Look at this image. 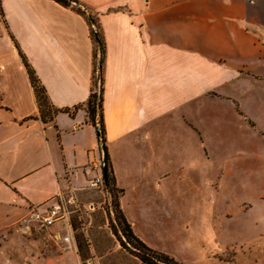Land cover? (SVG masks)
I'll use <instances>...</instances> for the list:
<instances>
[{
    "label": "crops",
    "instance_id": "1",
    "mask_svg": "<svg viewBox=\"0 0 264 264\" xmlns=\"http://www.w3.org/2000/svg\"><path fill=\"white\" fill-rule=\"evenodd\" d=\"M78 1L97 15L104 41V145L126 221L123 198L127 192L137 196L148 175L145 169L133 172L130 167L124 177L118 153L126 150L131 166L133 159L137 166L170 165L171 146L165 140L161 160L147 162L144 154H155L157 132L170 131L174 121L189 128L188 112L238 113L264 143V125L253 119L257 113L264 115V0ZM0 12L4 222L30 209H47L59 192L68 196L72 190L80 199L104 191L88 188L101 160L85 108L93 73L88 25L48 0H0ZM34 36L35 46L30 41ZM22 57L53 108L81 109L42 122ZM173 116L179 117L173 121ZM157 176L162 178L161 173ZM51 229H58L55 237L63 233L57 225ZM72 254L44 264H76Z\"/></svg>",
    "mask_w": 264,
    "mask_h": 264
},
{
    "label": "rangeland",
    "instance_id": "2",
    "mask_svg": "<svg viewBox=\"0 0 264 264\" xmlns=\"http://www.w3.org/2000/svg\"><path fill=\"white\" fill-rule=\"evenodd\" d=\"M36 39L30 38L34 46ZM253 119L264 125L263 114ZM187 120L191 125L187 129L174 121L170 131L157 132L155 154L153 150L144 154L147 162L161 160L165 140L171 146L170 165L137 166L133 159L131 166L128 152L118 153L124 177L130 167L133 172L145 169L148 175L138 197L127 192L123 198L127 222L149 248L179 264H264L260 133L248 130L233 112H188ZM202 150L210 155L202 157ZM30 210L0 222V264H44L66 252L73 253L76 264H142L113 234V197L105 192L86 194L77 198V207H70L72 250H63L55 237L58 229L42 228Z\"/></svg>",
    "mask_w": 264,
    "mask_h": 264
},
{
    "label": "trees",
    "instance_id": "3",
    "mask_svg": "<svg viewBox=\"0 0 264 264\" xmlns=\"http://www.w3.org/2000/svg\"><path fill=\"white\" fill-rule=\"evenodd\" d=\"M57 4L69 8L83 16L90 29V35L93 45V73H92V88L91 93L85 103V108L88 113L89 121L95 127L99 124L102 143L105 144L104 128L102 120V65L105 55V46L101 33V28L97 15L90 8L79 2L78 0H53ZM1 13V12H0ZM22 62L30 85L33 89L37 107L39 110V118L46 123L52 121L57 113H67L73 115L81 109V106H76L72 109H55L52 107L45 89L40 84L35 72L31 69L25 58L22 57ZM32 119V118H27ZM106 149V148H105ZM107 156V155H106ZM107 159V176L104 182V192L109 197H113L114 219L111 222L113 234L120 241L123 249L127 250L131 255L136 257L142 264H179L173 258L166 254L157 252L149 248L139 238H137L130 224L124 218L118 203L117 194L120 190L115 188L114 177Z\"/></svg>",
    "mask_w": 264,
    "mask_h": 264
},
{
    "label": "built area",
    "instance_id": "4",
    "mask_svg": "<svg viewBox=\"0 0 264 264\" xmlns=\"http://www.w3.org/2000/svg\"><path fill=\"white\" fill-rule=\"evenodd\" d=\"M94 177L88 182L90 189H102L104 191V181L101 171V163L94 166ZM77 207V198L73 191H69L68 196L62 193H57L53 198L49 207L43 211L31 209L32 218L44 229H51L58 226L63 235H57L56 238L64 245L63 250H72L74 243L72 241V227L70 224V207Z\"/></svg>",
    "mask_w": 264,
    "mask_h": 264
},
{
    "label": "water",
    "instance_id": "5",
    "mask_svg": "<svg viewBox=\"0 0 264 264\" xmlns=\"http://www.w3.org/2000/svg\"><path fill=\"white\" fill-rule=\"evenodd\" d=\"M95 130L100 148V158H101L100 163H101L102 177H103V181L105 182L107 176V159H106L107 153H106L105 145L102 143L101 140L100 127L98 123L95 126Z\"/></svg>",
    "mask_w": 264,
    "mask_h": 264
}]
</instances>
